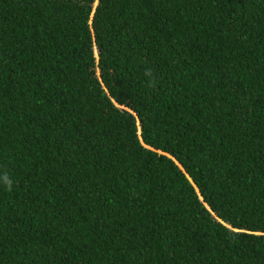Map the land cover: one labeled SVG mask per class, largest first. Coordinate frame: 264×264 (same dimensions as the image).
<instances>
[{"label":"trees","instance_id":"1","mask_svg":"<svg viewBox=\"0 0 264 264\" xmlns=\"http://www.w3.org/2000/svg\"><path fill=\"white\" fill-rule=\"evenodd\" d=\"M5 172L0 264H264V0H0Z\"/></svg>","mask_w":264,"mask_h":264},{"label":"clouds","instance_id":"2","mask_svg":"<svg viewBox=\"0 0 264 264\" xmlns=\"http://www.w3.org/2000/svg\"><path fill=\"white\" fill-rule=\"evenodd\" d=\"M0 183H3V185L7 188V190L11 191L13 181L9 178L7 172H5L2 176H0Z\"/></svg>","mask_w":264,"mask_h":264},{"label":"rangeland","instance_id":"3","mask_svg":"<svg viewBox=\"0 0 264 264\" xmlns=\"http://www.w3.org/2000/svg\"><path fill=\"white\" fill-rule=\"evenodd\" d=\"M95 51V50H94ZM95 53V52H94Z\"/></svg>","mask_w":264,"mask_h":264}]
</instances>
